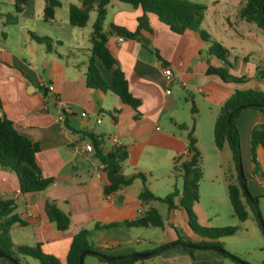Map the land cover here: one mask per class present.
<instances>
[{"label": "crops", "instance_id": "0c3cea01", "mask_svg": "<svg viewBox=\"0 0 264 264\" xmlns=\"http://www.w3.org/2000/svg\"><path fill=\"white\" fill-rule=\"evenodd\" d=\"M190 1L205 5L201 30L208 33L210 39H203L199 30L188 29L177 34L154 14H149L148 21L155 34L151 36L142 31L148 44L142 42V36L120 40L112 25L135 31L143 11L119 0H112L108 5L104 23L107 45L124 72L132 94L141 100L137 112L112 92L89 88L86 84L95 11L91 12L85 27H74L69 23V7L80 5L81 0H60L61 6L52 22L43 19L45 0H26L20 11L16 9L15 0H5V24L0 29V115L12 119L20 133L39 144L37 162L43 176L53 179L43 191L23 193L17 175L0 168V197L15 202V213L23 222L15 223L9 231V242L13 247L41 244L45 253L66 263L74 235L86 229L91 232L90 241L95 249L107 255L124 257L152 250L136 248L135 242L141 243L140 239L134 238V230L138 228L98 226L135 220L155 207L152 201L144 203L139 199L144 185H149L146 174L177 175L173 171V159L187 149V134L191 128L201 149L198 118L202 107L199 101L207 105L213 126L227 98L237 89L244 90L240 86L242 83L225 82L218 75L207 74L209 66L227 68L232 73L230 50L235 48L220 42L229 50V63L210 52L214 43L213 28L217 23L209 21V13H219L218 25L225 38L236 36L240 42L248 44L241 48V65L249 66L252 77L257 73L259 63H264V42L258 30L261 28L240 16L246 0ZM92 13H95L94 19ZM34 36H49L51 49ZM252 57L261 58L260 62H251ZM99 67L110 81L112 72L101 64ZM168 67L172 70L170 78L164 73ZM49 84H54L55 93L48 90ZM65 105L71 107V113L60 120ZM83 112L87 116H82ZM236 124L241 141H246V137L251 141L253 129L264 124V112L244 109ZM180 125L188 129L182 130ZM93 136L107 151L125 148L128 158L123 163V174L144 173L145 182L137 178L131 185L110 195L103 193L104 186L109 183L107 173L95 151L85 149L87 145H93ZM259 147L263 150L264 160V149ZM232 170V167L228 169V176L234 182ZM175 185L179 194L175 198L178 206L182 191L178 181ZM48 204H54L67 219V229L60 230L50 218ZM169 210L167 239L160 246L177 242L182 238L177 228L187 225L182 209ZM188 238L203 240L192 231ZM30 258L21 256V263L40 264L37 259ZM226 258L223 252L212 248H196L191 254L187 249L175 247L159 253L155 261L149 259L139 264H230ZM0 264L13 263L1 257Z\"/></svg>", "mask_w": 264, "mask_h": 264}, {"label": "trees", "instance_id": "16d2710c", "mask_svg": "<svg viewBox=\"0 0 264 264\" xmlns=\"http://www.w3.org/2000/svg\"><path fill=\"white\" fill-rule=\"evenodd\" d=\"M112 0H81L80 5L71 4L68 17L70 25L74 27H85L89 21L91 12H96V19L92 25L90 35V57L88 73L86 75V84L89 88L100 89L103 92H112L117 95L124 104L131 106L138 112L141 100L136 98L130 88L129 82L124 72L117 64V60L111 53L107 42L108 33L105 31L104 23L108 14V5ZM129 3L134 7H140L143 15L138 18V26L135 31L125 27L112 25V30L123 38L140 39L142 31L148 32L151 36L155 30L150 26L148 15L154 14L158 20L167 25L173 32L182 34L186 30H199L203 39H210V35L201 30V21L204 17L205 5L192 2L190 0H119ZM26 0H15L17 11H20ZM264 0H246L241 9V18L254 22L264 31ZM61 6L60 0H45L43 19L45 22H52L55 19L56 10ZM35 39L51 49L52 39L49 36L37 37ZM217 49H210V52L219 59L228 63L227 57L229 50L221 43L215 42ZM99 64L112 72L110 81H107L100 70ZM258 76L264 79V67H258ZM225 68L209 66L208 75H218L225 82L241 83L247 81V77H236L227 74ZM251 106H250V105ZM241 105H247L246 108H237ZM249 105V106H248ZM253 108L264 112V93L254 90L237 89L222 104L214 123V141L218 149H222L229 144L236 169V181L228 183L229 199L234 214L240 221H246L249 217L247 204H254L257 209L258 198L246 193L241 177L239 165L241 164V142L240 132L236 124L238 116L244 109ZM232 114L230 123L229 116ZM182 130L188 127L180 125ZM189 155L177 156L173 159V171L181 174L183 177V188L178 206L175 204V198L179 195L174 190L165 197L155 195L146 185L139 194L141 202L148 203L153 200L166 203L170 209L179 208L186 213L187 224L191 231L202 237L201 241L183 240L180 238L173 246L170 244L166 248H157L156 252L147 258L123 257L118 260L108 261L96 256L101 262L106 264H139L142 261L152 259L159 253L169 248L181 247L187 249L193 254L196 248H187L183 243H192L211 248L213 246L223 249L219 239L233 236L237 232L236 227L209 228L200 225L197 222V216L193 210L195 204L199 202L201 172V153L197 146V139L194 135V129L191 128L187 134ZM252 157L255 163L254 174L264 178V170L260 169L256 163V147L261 146L264 149V124L256 126L251 134ZM93 148L96 157L103 165L107 173L109 183L104 186L103 193L110 195L124 186L131 185L137 178L145 182V174L141 172L125 175L122 172L123 163L128 158V151L125 148L116 147L107 151L102 147V143L93 136ZM39 144L28 135L22 134L15 127L12 119L5 114L0 115V168L5 171L14 172L19 180L20 191L23 193L40 192L47 189L52 183V178L43 176L41 168L37 162V153ZM16 204L11 199L0 197V253L12 258L17 264L21 263V256H27L37 259L40 264H79V258L83 251H97L90 241L91 232L86 229L80 230L72 239L67 261L62 263L56 256L45 253L41 244L35 246L20 245L13 247L9 242V231L15 223L23 224L22 220L15 213ZM47 211L50 218L55 221L60 230L68 227V221L60 213L54 204H48ZM164 219L161 212L155 208H149L143 216L135 220L124 221L121 223L105 224L98 226L101 228L127 229L163 227ZM210 240V242L206 241ZM230 257L233 264H253L245 261L237 255ZM5 257V258H6ZM13 263V262H12ZM264 264V263H263Z\"/></svg>", "mask_w": 264, "mask_h": 264}, {"label": "rangeland", "instance_id": "374dc122", "mask_svg": "<svg viewBox=\"0 0 264 264\" xmlns=\"http://www.w3.org/2000/svg\"><path fill=\"white\" fill-rule=\"evenodd\" d=\"M61 14L63 13L60 11V17L62 16ZM218 14L219 13L215 12L209 13V21L211 23H217V26L213 28L214 38L212 39L214 43L211 44V49H217L215 42L220 43L221 41H223L228 45H233L235 48L233 50H230V61L232 63V66L234 67V70L232 73H230L229 69L225 68L228 71L227 74L236 77H247V81L241 82L242 84L240 85L244 90L254 89L264 93V79L259 78L258 72L255 73L252 77L249 66L244 64L243 66L241 65V62H243L241 48L242 46H247L248 44L240 42L236 36L233 38H225L226 36L222 33L221 27L218 25L220 24V20L217 18ZM94 16L95 13H92L93 19ZM4 24L5 0H0V29H3ZM254 28L256 29L257 27ZM258 30L260 32L261 40L264 42V31L262 29ZM260 59L261 58L252 57L250 58V61L257 63L258 61L260 62ZM259 64L260 66L264 67V63ZM199 102L202 107V114L198 118L201 122L200 167L202 178L200 181L199 202L193 207V210L197 216V222L200 225L209 228L236 227L237 232L235 235L219 239V243L223 245V251L231 255H237L249 263L263 264L264 178H261L259 175L254 174L255 163L253 162L252 157L251 141L248 137H246V141L244 140L242 142L240 137L241 164L246 179L247 191L251 196H256L258 198V202L257 209L255 208L254 204H247L249 217L246 221H240L234 214L227 188L228 183L231 182L228 176V169L231 167L233 168L231 172L233 173L232 175L235 181L237 176L232 150L228 143L223 149H218L216 147L213 133L214 125L211 126L210 112L207 108V105H205L202 100H200ZM256 163L260 169L264 170L263 150H260V147H256ZM146 178L149 184L147 185V187H151L152 192L159 194L162 197L168 195L166 194L167 191L176 190L177 185H175V183L177 181L178 187L182 191L183 177L178 173L177 175L171 174L170 176L159 173H152V176H150L147 173ZM152 203L161 211L165 225L163 227L135 229V240H141V243L135 242L136 248H151L152 250H155L159 248L160 244L164 243L167 239V223L170 219V214H168V211H170L168 205L157 200H153ZM183 226H179V228H177L178 233L183 239L189 240L188 236L189 233H191V229H189L188 224L184 227ZM152 241H154V243ZM206 241L210 242V240ZM157 256L150 259L151 262L155 261ZM31 260L36 259L32 258ZM226 260L230 262V264H232L230 257H227ZM84 264L106 263H102L95 255H88L84 260Z\"/></svg>", "mask_w": 264, "mask_h": 264}, {"label": "water", "instance_id": "95a60500", "mask_svg": "<svg viewBox=\"0 0 264 264\" xmlns=\"http://www.w3.org/2000/svg\"><path fill=\"white\" fill-rule=\"evenodd\" d=\"M263 13H264V5H263ZM141 40L144 44H148L149 43V40L142 36L141 37ZM250 105V104H249ZM248 105V106H249ZM247 105H241L237 108V110L239 109H243V108H246ZM251 106V105H250ZM231 117H232V114L229 116V119H228V122L230 123V120H231ZM239 170H240V177H241V181H242V185L246 191V193L248 194V196L251 198V195L249 194V192L247 191V186H246V179H245V176H244V173H243V167H242V164L239 165ZM263 223V222H262ZM264 225V224H263ZM175 244V242L171 243L170 245L173 246ZM187 248H198V249H206L207 247L206 246H200V245H196V244H192V243H183ZM168 246H162V247H159L160 248H166ZM212 249H215V250H218L220 252H224L223 249L219 248V247H216V246H213L211 247ZM157 250H151V251H145V252H136V253H133L132 255L130 256H124V257H137V258H147L149 256H151L152 254H154ZM88 254H92V255H95V256H99L101 258H104L108 261H113V260H118V259H121L123 258V256H112V255H107L105 253H102V252H99V251H93V250H85L81 253L80 255V258H79V264H84V260H85V257L86 255ZM1 257H6L5 255L1 254L0 253V258ZM6 258H9V257H6ZM11 262H13V264H17L15 261H13L12 258L9 259Z\"/></svg>", "mask_w": 264, "mask_h": 264}, {"label": "built area", "instance_id": "2783aa9c", "mask_svg": "<svg viewBox=\"0 0 264 264\" xmlns=\"http://www.w3.org/2000/svg\"><path fill=\"white\" fill-rule=\"evenodd\" d=\"M119 39L120 40H123V37L122 36H120L119 37ZM164 73H165V75H166V77L167 78H170L171 76H172V70H171V68H166L165 70H164ZM48 90L51 92V93H55V86H54V84H49L48 85ZM167 93L168 94H170L171 93V90H167ZM69 113H71V107L69 106V105H65L64 107H63V112L60 114V116H59V119L60 120H64L65 119V115L66 114H69ZM82 116H87V113L86 112H83L82 113ZM100 120L98 119V122H99ZM113 140H114V142H117V139L116 138H113ZM85 149L87 150V151H89V152H92L93 150H94V148H93V145L92 144H89V145H87L86 147H85ZM189 150H188V148L186 149V150H184V152H183V155H189Z\"/></svg>", "mask_w": 264, "mask_h": 264}]
</instances>
